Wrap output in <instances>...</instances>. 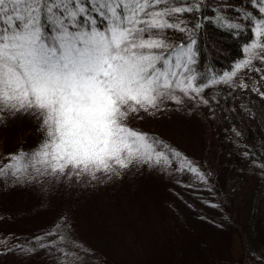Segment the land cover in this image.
<instances>
[{"label": "rangeland", "instance_id": "rangeland-1", "mask_svg": "<svg viewBox=\"0 0 264 264\" xmlns=\"http://www.w3.org/2000/svg\"><path fill=\"white\" fill-rule=\"evenodd\" d=\"M257 4L264 9V0ZM177 7L162 2L148 11L170 12L162 19L177 26V12L171 11ZM175 31L153 32L152 38L166 45L153 51L171 57L177 73L173 80L183 81L187 91L173 87L155 107L137 106L121 121L135 132L142 133L141 126L165 137L154 146L167 158L160 163L153 156L133 159L127 167L113 163L112 170L94 174L71 168L53 173L34 156L49 140L41 112L2 108L8 111L6 129L0 130L2 147L12 151L22 143L31 150L1 174L0 264H19L24 252L39 254L33 264H102L95 251L115 264H264V166L246 154L242 179L219 164L215 138L200 106L219 79L227 84L262 77L263 48L251 55L246 51L224 74L206 75L194 69L193 43L175 40ZM177 57L179 69L174 67ZM233 139L243 152L236 132ZM59 186L61 203L71 205L73 215L67 221L75 233L60 224L40 233L38 225L48 216L45 198ZM11 235L23 236V247L10 251L20 241Z\"/></svg>", "mask_w": 264, "mask_h": 264}, {"label": "snow or ice", "instance_id": "snow-or-ice-1", "mask_svg": "<svg viewBox=\"0 0 264 264\" xmlns=\"http://www.w3.org/2000/svg\"><path fill=\"white\" fill-rule=\"evenodd\" d=\"M162 2L0 0V108H35L44 116L49 140L34 154L37 163L53 173L94 174L113 163L167 159L145 134L121 123L137 106L155 107L173 87L187 91L173 80L171 57L153 51L166 45L152 30L176 26L162 19L170 12L148 11ZM258 47L264 44L246 51ZM174 67H181L179 57Z\"/></svg>", "mask_w": 264, "mask_h": 264}, {"label": "trees", "instance_id": "trees-1", "mask_svg": "<svg viewBox=\"0 0 264 264\" xmlns=\"http://www.w3.org/2000/svg\"><path fill=\"white\" fill-rule=\"evenodd\" d=\"M258 1L261 2V0H164L163 4L172 6L176 3L179 8L185 9L175 15V20L179 21V25L173 27L176 30L173 32L175 40H180L182 44L192 42L195 50L194 69L214 76L231 70L234 64L245 56L246 49L255 40L264 44V34L258 36L256 33L257 25L264 21V11H261ZM168 30L169 28L153 29L152 33H167ZM182 33H187L188 36ZM262 48L264 52V47ZM260 60L262 77L250 80L236 79L227 84H223L219 79L216 87L205 93L201 99L203 104L200 105L204 119L215 138L218 163L229 166V171L239 173L242 179L245 176L242 164L246 154L259 160L264 166V60ZM206 78L203 77L204 80ZM7 118L8 111L0 108V130L3 132L6 129ZM136 119L137 117L135 121ZM137 128L142 133L145 132L154 146L162 140L165 141V137L153 130H142L144 127L141 126ZM235 132L240 137L243 152L237 149L234 142ZM3 137L4 135H0V179L2 171L14 163L12 161L23 158L31 150L24 148L20 143L12 151H6L1 143ZM36 171L40 177V168ZM62 188L63 186L54 188L55 190H51L45 198L44 208L48 216L38 225L40 233H44L47 227L52 228L58 224L65 225L69 233H75L73 226L67 221L73 215L71 205H63L60 201ZM22 237L19 235L8 237L16 238V243L20 240L10 251H15L19 246L23 247L20 243L23 241ZM8 252L9 249L5 253L6 256ZM95 252L96 260H100L102 264H115L109 257ZM38 255L37 252H24L18 259L19 264H33Z\"/></svg>", "mask_w": 264, "mask_h": 264}]
</instances>
